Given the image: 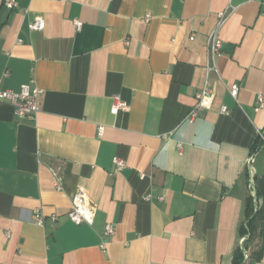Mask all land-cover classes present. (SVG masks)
Wrapping results in <instances>:
<instances>
[{
    "label": "crops",
    "instance_id": "0c3cea01",
    "mask_svg": "<svg viewBox=\"0 0 264 264\" xmlns=\"http://www.w3.org/2000/svg\"><path fill=\"white\" fill-rule=\"evenodd\" d=\"M6 1L0 89L41 94L34 120L0 105V264H233L264 130V0L232 1L210 74L208 38L228 0ZM207 82L214 103L190 121ZM115 95L128 111L111 113ZM253 167L264 224L263 140ZM79 188L97 207L92 224L68 216ZM248 264H264V240Z\"/></svg>",
    "mask_w": 264,
    "mask_h": 264
},
{
    "label": "built area",
    "instance_id": "2783aa9c",
    "mask_svg": "<svg viewBox=\"0 0 264 264\" xmlns=\"http://www.w3.org/2000/svg\"><path fill=\"white\" fill-rule=\"evenodd\" d=\"M233 0H228L226 8L218 13V22L216 27L210 33L208 38V52L210 57V64L207 67L208 74L211 71L218 73L217 57L221 53L223 47V39L221 38L220 31L224 24L227 22L228 18L236 10L237 6L232 3ZM252 1V0H247ZM6 6L10 9L17 6L16 0H7ZM264 14V11H263ZM151 15H146V20L148 21ZM31 29L41 30L45 27L44 19H38L29 24ZM77 26L80 28L81 23L77 21ZM240 92V86L234 83L230 86V93L234 98H237ZM41 94V90L37 87L32 88L31 83H24L21 85L19 90L15 89H0V105L4 102L9 103L13 108L14 112L18 117L34 120L40 110L38 98ZM216 96V85L207 82L205 87L197 93V102L193 107L188 119L190 121L196 119L199 116L200 110L210 109L214 103ZM259 106L263 105L264 98L262 95L258 99ZM130 108L127 101L121 98L120 95L114 96V103L111 107V113L117 115L120 112L128 111ZM222 113L229 114L228 107L224 106L222 108ZM104 131V126L99 127V134L102 135ZM260 137L264 142V130L261 131ZM254 154L251 153L247 160V172H248V187L249 192L253 197L255 203V208L260 207V198L257 193L255 172L253 167ZM115 167L118 169H124L126 167L125 160L115 157L113 160ZM53 174L55 176V187L57 190L63 189L64 176L60 167L52 168ZM144 175V174H142ZM97 207L95 203L91 200L89 194L83 188H79L71 197V209L68 213L69 218L77 223H89L92 224ZM56 218V216H55ZM44 216L37 211L35 215V222L42 225L44 223ZM116 232V225L114 223H107L104 228V236H112ZM249 233H245L241 236L240 247L243 250L244 261L248 262L251 258L250 247L248 245ZM108 240L105 238L102 246L106 247Z\"/></svg>",
    "mask_w": 264,
    "mask_h": 264
},
{
    "label": "trees",
    "instance_id": "16d2710c",
    "mask_svg": "<svg viewBox=\"0 0 264 264\" xmlns=\"http://www.w3.org/2000/svg\"><path fill=\"white\" fill-rule=\"evenodd\" d=\"M261 145H262V139H258L256 143L253 145L251 153H255ZM257 193L259 196L258 190H257ZM263 225H264L263 215H262L261 209L260 207L258 209L255 208L253 197L249 193V196L247 198V205H246V221L242 229V235L245 233H249V241L251 242H253L257 237L261 238V243L255 244V249L253 250L251 254V259L253 261L259 260L262 257L263 240H264V226ZM233 264H248V262L244 261V254H243V250L240 247V245L235 252V255L233 258Z\"/></svg>",
    "mask_w": 264,
    "mask_h": 264
},
{
    "label": "rangeland",
    "instance_id": "374dc122",
    "mask_svg": "<svg viewBox=\"0 0 264 264\" xmlns=\"http://www.w3.org/2000/svg\"><path fill=\"white\" fill-rule=\"evenodd\" d=\"M257 242H258V241H257ZM253 244L255 245L256 243H253ZM250 252H251V254H252L253 251L250 249Z\"/></svg>",
    "mask_w": 264,
    "mask_h": 264
}]
</instances>
